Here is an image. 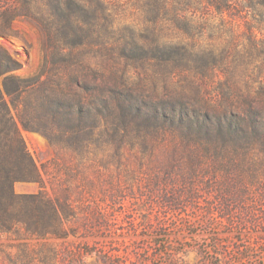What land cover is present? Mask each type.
<instances>
[{
    "label": "rangeland",
    "instance_id": "rangeland-1",
    "mask_svg": "<svg viewBox=\"0 0 264 264\" xmlns=\"http://www.w3.org/2000/svg\"><path fill=\"white\" fill-rule=\"evenodd\" d=\"M12 2L0 0V47L28 77L43 32L11 21ZM90 8L71 17L78 60L87 89L106 82L111 105L91 109L77 150L21 130L41 181L14 193L66 207L50 218L38 202L43 219L29 229L41 234L17 222L0 231V264H264V0ZM50 21L58 43H77L69 19ZM201 117L211 128L199 130Z\"/></svg>",
    "mask_w": 264,
    "mask_h": 264
},
{
    "label": "trees",
    "instance_id": "trees-1",
    "mask_svg": "<svg viewBox=\"0 0 264 264\" xmlns=\"http://www.w3.org/2000/svg\"><path fill=\"white\" fill-rule=\"evenodd\" d=\"M93 1L40 0V4L46 6L39 12L41 15L33 9L38 3L36 0H13L12 7L8 8L11 21L25 17L42 30L43 57L35 73L20 77L16 73L20 65L0 47V231L8 230L17 222L28 224L27 230L41 234V230L29 229V222L43 219L38 202L48 207L51 214L48 217L57 218L58 201L40 194L14 193L13 185L17 182L41 181V173L26 150L21 130L38 132L50 144L62 143L77 150L85 146L84 120L91 115V109L111 105L101 96L106 90V82L87 89L83 65L78 60L77 46L82 44V39L72 28V15L78 12L89 14ZM45 13L50 18L62 16L63 20L69 19V29L76 35L77 43L69 45V39L58 43L51 30L52 22ZM119 99L117 94L116 100ZM121 100L122 105L127 102L126 97ZM170 109L161 113L157 111L153 116L160 120L161 116L166 117V112L173 114L175 108ZM139 111L135 108V112ZM226 121L229 126L234 125L233 119ZM211 124L208 118H197L199 130L211 128ZM58 206L66 207V201Z\"/></svg>",
    "mask_w": 264,
    "mask_h": 264
}]
</instances>
